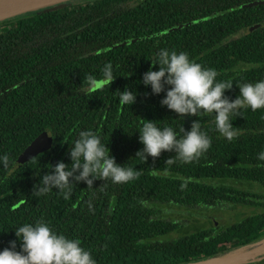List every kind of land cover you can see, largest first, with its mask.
<instances>
[{
	"label": "trees",
	"instance_id": "1",
	"mask_svg": "<svg viewBox=\"0 0 264 264\" xmlns=\"http://www.w3.org/2000/svg\"><path fill=\"white\" fill-rule=\"evenodd\" d=\"M160 48L184 51L216 69L218 80H232L225 94L234 99L235 82L264 79V0H86L0 22V156L8 157L7 167L0 164V249L17 239L14 226L38 220L78 238L97 264H182L264 238V211L169 236L182 225L162 217V205L264 206L262 193L251 189L264 185V167L257 166L264 163L257 160L264 109L242 110L232 141L216 131L213 116L199 117L212 143L196 161L162 151L143 162L138 130L148 119L177 131L197 119L177 117L161 106L163 92L151 95L142 83L150 65L158 67L149 57ZM108 62L113 81L86 93L84 78L101 79ZM125 88L137 93L129 107L118 101ZM81 130L98 133L116 161L140 175L123 184L80 182L67 200L55 189L35 197L33 186L51 164L71 163L68 150ZM44 131L53 136L51 149L19 165Z\"/></svg>",
	"mask_w": 264,
	"mask_h": 264
},
{
	"label": "clouds",
	"instance_id": "2",
	"mask_svg": "<svg viewBox=\"0 0 264 264\" xmlns=\"http://www.w3.org/2000/svg\"><path fill=\"white\" fill-rule=\"evenodd\" d=\"M163 35V33L153 34ZM152 65L141 77L142 83L150 87L151 95L164 93L161 106L173 111L177 117L196 116L190 129L182 126L175 130L171 126L162 127L149 122L143 123L139 131V141L143 147L136 155L146 161L149 156L159 157L162 151L174 152L183 163L198 160L211 147V138L202 130L199 117L213 116L216 131L227 141H232L239 133L232 121L241 116V111L253 112L264 109V79L255 82H235L239 94L230 99L226 90L233 87L232 80H218L216 69L205 67L189 57L184 51H170L160 48L150 56ZM101 79L87 75L86 93L100 90L115 78L113 65L105 63L101 69ZM137 98L134 90L125 88L118 93L122 106L132 105ZM71 161H58L43 174L33 186L35 197L47 196L55 189L67 200L74 185L84 182L92 187L95 180H111L123 184L136 179L140 172L118 163L110 154V149L102 142L101 136L92 130H81L78 138L68 150ZM257 160L264 162V151L257 154ZM171 163V157L166 161ZM0 164L8 166L7 155L0 156ZM70 165V167H69ZM264 167V163H258ZM17 239L10 240L8 246L0 249V264H97L92 252L82 246L78 238H69L58 233L44 220L24 223L13 227ZM19 241V250H17Z\"/></svg>",
	"mask_w": 264,
	"mask_h": 264
},
{
	"label": "rangeland",
	"instance_id": "3",
	"mask_svg": "<svg viewBox=\"0 0 264 264\" xmlns=\"http://www.w3.org/2000/svg\"><path fill=\"white\" fill-rule=\"evenodd\" d=\"M86 0H74L70 3H77ZM43 11V10H39ZM37 12V11H35ZM34 13V12H31ZM27 13V14H31ZM26 15V14H24ZM239 186L242 184H238ZM243 187H248V185H242ZM253 191L262 193L264 197V185L254 182L251 185ZM159 214L167 220L174 221L177 224L182 225L180 232L170 233L171 238H179L181 235L187 231L192 232L197 228L202 227H215L221 228L231 225L242 218L249 215L260 213L264 211V206H244V205H217L208 206L202 205L195 208L181 207L174 204H167L158 207ZM264 242V240L262 241ZM261 242L256 243L253 247L244 254V259L239 260L236 264H248L250 260L261 258L264 256V246L261 247ZM228 256H233L229 254Z\"/></svg>",
	"mask_w": 264,
	"mask_h": 264
},
{
	"label": "water",
	"instance_id": "4",
	"mask_svg": "<svg viewBox=\"0 0 264 264\" xmlns=\"http://www.w3.org/2000/svg\"><path fill=\"white\" fill-rule=\"evenodd\" d=\"M18 1L19 0H0V22L35 11L42 12L39 10L49 11L57 9L59 7L70 4V2L74 0H26L24 2ZM52 145L53 136L50 135L48 131H44L31 142V144L22 152V154H20L17 163L19 165H23L38 154L50 150ZM263 240L264 238L247 245L236 247L232 250L226 251L211 258L182 264H236V262H238L239 260L244 259V254L247 252L246 250H249L256 243L260 244L261 242L260 246L263 247ZM229 254H233V256H228ZM263 258L264 256L261 258L250 260L249 263L260 261Z\"/></svg>",
	"mask_w": 264,
	"mask_h": 264
},
{
	"label": "bare ground",
	"instance_id": "5",
	"mask_svg": "<svg viewBox=\"0 0 264 264\" xmlns=\"http://www.w3.org/2000/svg\"><path fill=\"white\" fill-rule=\"evenodd\" d=\"M20 1H21V2L23 1V2H24V1H26V0H19L18 2H20Z\"/></svg>",
	"mask_w": 264,
	"mask_h": 264
}]
</instances>
